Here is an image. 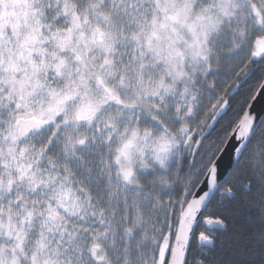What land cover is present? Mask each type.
I'll return each instance as SVG.
<instances>
[{"label": "snow or ice", "instance_id": "obj_1", "mask_svg": "<svg viewBox=\"0 0 264 264\" xmlns=\"http://www.w3.org/2000/svg\"><path fill=\"white\" fill-rule=\"evenodd\" d=\"M0 264H264V0H0Z\"/></svg>", "mask_w": 264, "mask_h": 264}]
</instances>
